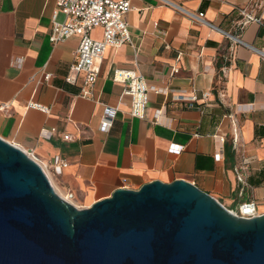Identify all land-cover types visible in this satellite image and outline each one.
Here are the masks:
<instances>
[{"label": "crops", "instance_id": "1", "mask_svg": "<svg viewBox=\"0 0 264 264\" xmlns=\"http://www.w3.org/2000/svg\"><path fill=\"white\" fill-rule=\"evenodd\" d=\"M166 1L173 6L131 0V41L106 49L97 63L94 98L88 99L64 81L79 37L49 41L56 0H0V138L48 168L55 158L67 162L60 174L51 168L49 174L63 193L53 184L56 192L71 193L78 208L116 189L184 180L226 209L253 201L263 214L264 0ZM177 7L203 13V21ZM243 8L263 24L239 30ZM207 23L240 35L255 50L231 48ZM90 36L100 39L102 29ZM117 69L134 71L150 89L144 118L131 117L130 99L120 98L123 86L112 81ZM47 73L52 77L44 82ZM189 96L197 100L193 108L174 100ZM105 104L118 107L108 132L100 130ZM65 135L71 140H63ZM237 171L244 185L236 180Z\"/></svg>", "mask_w": 264, "mask_h": 264}, {"label": "water", "instance_id": "2", "mask_svg": "<svg viewBox=\"0 0 264 264\" xmlns=\"http://www.w3.org/2000/svg\"><path fill=\"white\" fill-rule=\"evenodd\" d=\"M0 264H264V213L237 217L184 180L77 208L0 138Z\"/></svg>", "mask_w": 264, "mask_h": 264}, {"label": "built area", "instance_id": "3", "mask_svg": "<svg viewBox=\"0 0 264 264\" xmlns=\"http://www.w3.org/2000/svg\"><path fill=\"white\" fill-rule=\"evenodd\" d=\"M160 1L164 4L173 6L166 0ZM177 9L193 20L203 21V13H199L195 16L180 7H177ZM130 10L131 0H56V7L52 14L51 29L48 37L51 43L62 42L73 36L79 37V44L73 62L69 66V70L64 77L66 84L78 87V96L88 99L94 98V86L98 76L97 63L103 58L106 49L110 47L117 48L130 43L129 23L127 21V14ZM58 14L63 15L62 21L57 20ZM239 14L241 15V19L236 23L239 30H243L249 23H255L257 25L263 24L261 17H256L244 8L239 9ZM207 25L211 29L219 31L225 38L229 39L231 41V48L233 46H242L250 50H255L253 47L246 44L240 35L234 36L209 23H207ZM98 27L102 29V36L100 39H94L90 34L92 30ZM261 54L264 57V54ZM225 71L226 69L224 68L223 72ZM177 72V70H172V74ZM51 77L52 75L49 73L44 74L43 81L48 82ZM112 81L123 86L120 98L128 97L130 99V116L140 119L144 118L148 102L147 93L150 89L144 83L142 76L137 75L132 70L117 69L112 73ZM160 91L165 94L167 89L165 88ZM207 96V94H203V99L207 98ZM174 100L187 103L186 106L188 108H193L197 102L194 96L177 97ZM29 105L44 113L49 112V108L41 106L40 104L31 103ZM117 112V106L103 105V114L100 122L101 131L108 132L111 129ZM42 135H48V133L42 132ZM63 140L70 141L71 136L65 135ZM219 140L223 143L224 137H219ZM178 151L181 150L179 149ZM26 154L33 159L30 154ZM214 159L218 161L220 159V154H215ZM34 161L40 166L55 190L49 174L50 168L55 174H60L61 171L66 168L67 162L55 158L50 168H48L46 165H41L36 160ZM236 180L238 183L244 185L243 176L238 171ZM64 197V200L67 202L73 199L71 193H66ZM227 210L243 219H252L259 215L256 204L253 201L242 202L235 210Z\"/></svg>", "mask_w": 264, "mask_h": 264}, {"label": "bare ground", "instance_id": "4", "mask_svg": "<svg viewBox=\"0 0 264 264\" xmlns=\"http://www.w3.org/2000/svg\"><path fill=\"white\" fill-rule=\"evenodd\" d=\"M55 191H56V190H55ZM56 193H57V192H56ZM57 194H58V193H57ZM59 194H60V193H59ZM59 194H58V195H59ZM59 196H60L61 198H63V199L65 198V197H64L65 195H63V196L59 195ZM69 202H70L71 204H74L72 201H69Z\"/></svg>", "mask_w": 264, "mask_h": 264}, {"label": "rangeland", "instance_id": "5", "mask_svg": "<svg viewBox=\"0 0 264 264\" xmlns=\"http://www.w3.org/2000/svg\"><path fill=\"white\" fill-rule=\"evenodd\" d=\"M56 187H57V185L55 184V183H53ZM57 189H58V187H57ZM59 190V189H58ZM60 191V190H59ZM60 192H62V191H60ZM63 193V192H62Z\"/></svg>", "mask_w": 264, "mask_h": 264}]
</instances>
